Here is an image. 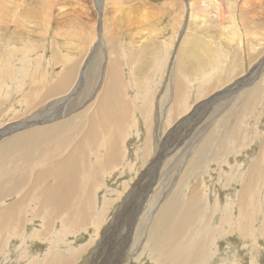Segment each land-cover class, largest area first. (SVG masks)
<instances>
[{
  "label": "rangeland",
  "instance_id": "374dc122",
  "mask_svg": "<svg viewBox=\"0 0 264 264\" xmlns=\"http://www.w3.org/2000/svg\"><path fill=\"white\" fill-rule=\"evenodd\" d=\"M49 2L0 0V167L19 149L24 155L16 158L15 180L0 174V212L38 176L41 188L44 177L55 178L64 192L73 186L79 200L71 197L69 204L80 206L77 212L62 206L55 220L47 214L57 203L42 204L40 218L37 195L30 194L33 200L23 205L28 213L11 221L24 224L25 236L9 241L0 264L27 263L16 260L23 240L29 259L47 263L56 238L54 251L67 264H164L176 248L183 264H264V0ZM110 85L118 106L110 104L107 113L114 117L124 99L127 117L116 137H103L98 120L106 109L97 104ZM53 102L51 111L62 106L59 117L34 118L32 126L9 131ZM66 126L73 127L71 138ZM109 140L115 144L108 155ZM72 170L78 181L71 186ZM177 192L181 197L170 199ZM240 193L248 200L240 201L244 213L235 226ZM198 196L201 203L190 202ZM178 198L190 211L198 205L199 213L193 224L186 217L170 231L180 239L163 237L171 249L158 250L147 235L151 228L169 230L164 225L179 213ZM169 199L161 222L159 209ZM43 224L52 234L31 239Z\"/></svg>",
  "mask_w": 264,
  "mask_h": 264
},
{
  "label": "bare ground",
  "instance_id": "6f19581e",
  "mask_svg": "<svg viewBox=\"0 0 264 264\" xmlns=\"http://www.w3.org/2000/svg\"><path fill=\"white\" fill-rule=\"evenodd\" d=\"M218 2H221V0H217ZM105 2V0H103V3ZM125 2V1H124ZM45 3L46 4H51V2H49V0H45ZM48 6V5H47ZM53 6V5H52ZM220 6H221V4H220ZM8 8V7H7ZM53 10V9H52ZM51 10V11H52ZM219 10L221 11V12H223L222 11V8H219ZM7 14V13H6ZM22 16V15H21ZM16 25V24H15ZM17 26H20L19 25V23L17 24ZM85 70V69H84ZM84 72V71H83ZM83 72H82V74H83ZM83 75H81V77H82ZM112 76V74H110V77ZM242 83H244V81L242 82ZM241 84H239L238 86H240ZM78 87L77 86H75L74 87V89L72 90V91H75L76 89H77ZM112 88V86L110 85L109 86V88L107 89V91L108 92H106L105 93V95L99 100V102H98V104H97V108H99V107H102V112H103V110L104 109H106V112L104 113V114H102V116L100 117V119L98 120L99 122V125H101L102 127H103V129H104V131L102 130V129H100L101 131L100 132H98V133H101L102 135H103V137L105 136V135H112V136H117V133L120 131V129L122 128V124H123V122L125 121V119H126V117H127V107H126V105H125V100L124 99H122L121 100V103H120V106L118 107V109H117V113H116V115L113 117L112 116V114L111 113H107V110H108V108H109V106H110V104L112 105V106H114V107H116V106H118V101L116 100V99H114V101H112V103H111V97H112V95H113V97L114 98H117L118 97V93H114V94H112L113 93V90L111 89ZM78 92V91H77ZM110 93V95H108ZM107 96V101L106 100H104L105 99V97ZM249 98H251V97H249ZM250 100V99H249ZM61 103H63L62 101L60 102V104ZM53 104H54V102L53 103H51V104H49L50 106L48 107V108H46L42 113L40 112V114H36V115H34L33 117H31V118H29V119H26L24 122H21V123H18L17 125H14L13 127H11V128H9V131L10 130H12L13 128H14V130L15 131H17V129H15L16 127H23V128H27V126H32V124H33V121H35L34 120V118L36 119V120H42V122H45V118H55V117H59L61 114H62V112H63V109H62V106L59 108V109H57V110H55V111H51V108H52V106H53ZM244 105V104H243ZM143 108H144V105H143ZM76 115V114H75ZM81 116H83V115H81ZM239 116V115H238ZM85 117V116H84ZM72 118V117H71ZM77 118V117H76ZM94 119H95V117H93ZM93 118H90V119H87V120H89V121H91L92 122V120H93ZM236 118V117H235ZM75 120V119H74ZM73 120V121H74ZM241 120V119H240ZM72 121V122H73ZM88 121V122H89ZM71 122V121H70ZM81 122V121H80ZM74 123V122H73ZM77 123V122H76ZM90 123V122H89ZM127 123V122H126ZM129 123V122H128ZM233 124V123H232ZM77 125V124H76ZM90 125V124H89ZM89 125H87L86 124V126H89ZM95 125V124H94ZM98 125V126H99ZM240 125V124H239ZM86 126H85V128H86ZM91 126V125H90ZM96 126V125H95ZM77 128H78V125L76 126ZM94 127V126H93ZM97 127V126H96ZM127 127V126H126ZM6 128H8V127H6ZM66 132H65V134H69L70 135V138L72 137V134H73V127H71V126H66ZM91 129V128H90ZM94 129H95V127H94ZM86 130V129H85ZM85 130H84V132H85ZM96 130H97V128H96ZM240 130V129H239ZM81 131H82V129H81ZM80 131V132H81ZM89 131V130H88ZM99 131V130H98ZM229 131V130H228ZM232 131V130H231ZM5 132V131H4ZM7 132V131H6ZM90 132V131H89ZM91 132H93V130H91ZM96 132V131H95ZM122 132V131H121ZM25 133H26V131H25ZM78 133V132H77ZM86 133H88L87 131H86ZM228 133H230V132H228ZM236 133V132H235ZM9 134V133H8ZM24 134V133H23ZM23 134H21V135H23ZM237 134H238V132H237ZM237 134H235V135H237ZM20 135V134H19ZM52 135V134H51ZM77 135V134H76ZM86 135V134H85ZM90 135V134H89ZM88 135V136H89ZM95 135V134H94ZM96 135H97V133H96ZM4 136V135H3ZM35 136H37V135H35ZM78 136V135H77ZM238 136H239V134H238ZM18 137V135L14 138V139H16ZM33 137V136H32ZM40 137V136H39ZM38 137V138H39ZM42 137V136H41ZM50 137V136H49ZM52 137V136H51ZM56 137V136H55ZM245 137V136H244ZM36 138V137H35ZM45 138V137H44ZM57 138V137H56ZM60 138H63V141L62 142H65V141H67L68 139H70V138H64V137H60ZM74 138V137H73ZM86 138H88V137H86ZM19 139V138H18ZM37 139V138H36ZM49 139V138H48ZM47 139V141H49ZM81 139V138H80ZM92 139V138H91ZM246 139V138H245ZM17 140V139H16ZM34 140V139H33ZM41 139H39V141H40ZM46 140V139H45ZM58 140H59V138H58ZM58 140H57V143H58ZM84 140V139H83ZM94 140V139H93ZM25 141V140H24ZM81 141V140H80ZM21 142H22V140H21ZM31 142V141H30ZM37 142V141H36ZM45 141H43V143H44ZM71 142V141H70ZM78 142H79V140H78ZM82 142V141H81ZM86 142V141H85ZM231 143H234L235 144V142L234 141H230ZM28 143V140H27V142H26V144ZM40 143V142H39ZM47 142H45V144H46ZM24 144V143H23ZM22 144V145H23ZM29 144V143H28ZM34 144V143H33ZM41 144L42 143H40V146H41ZM60 144V143H59ZM79 145H81V146H84V144L82 143V144H80V143H78ZM93 144V143H92ZM113 144H115V142L114 141H112V140H109L108 141V143H107V145H105V147L104 148H106V153H107V151H111L113 148H112V146H113ZM76 146H77V144H75ZM87 145V144H86ZM32 146V145H31ZM45 146V145H44ZM116 146V148H117V145H115ZM2 147V146H1ZM27 147V146H26ZM33 147H36V146H33ZM45 147H47V146H45ZM52 148H53V146H51ZM62 147V146H61ZM71 147V146H70ZM90 147H92V146H90ZM228 147V146H227ZM27 148H29L30 150H31V148L28 146ZM64 148H65V146H64ZM73 148V147H72ZM160 148V147H159ZM26 149V148H25ZM46 149V148H45ZM50 149V148H49ZM120 149V148H119ZM17 150V149H16ZM37 150H38V148H37ZM48 150V149H47ZM61 150H62V148H61ZM72 150V149H71ZM77 150V149H76ZM75 150V151H76ZM93 150H95V149H93ZM29 151V150H28ZM42 151V150H41ZM40 151V152H41ZM74 151V152H75ZM81 151H83V150H81ZM114 151H115V149H114ZM114 151H113V153H114ZM30 152V151H29ZM78 152V151H77ZM80 152V151H79ZM83 152H85V151H83ZM91 152V151H90ZM11 153H13V152H11ZM19 154L18 155H16L15 157H13L12 156V158H11V160L9 161V163H8V165L7 166H3L2 168L0 167V174H2L1 172H6L5 173V176H10V177H12L13 178V180H15V178L17 177V175H16V173H17V168H16V165H18L17 164V162L18 161H20V160H18V159H16V158H19V156L20 155H23V151L21 150V149H19V152H18ZM72 153H73V151H72ZM82 153V152H81ZM87 153V152H86ZM117 153V152H116ZM10 154V153H9ZM29 154V153H28ZM27 154V155H28ZM50 154V153H49ZM53 154V153H52ZM55 154V153H54ZM75 154V153H74ZM83 154V153H82ZM108 154V153H107ZM119 154V158H120V152L118 153ZM15 155V154H14ZM69 155H71V154H69ZM109 155V154H108ZM11 156V155H10ZM9 155H8V157H10ZM48 156H51V155H48ZM58 156H59V154H58ZM74 156H76V155H74ZM116 156V155H115ZM262 156V155H261ZM23 158H24V155L22 156ZM27 157H29V159H30V156L28 155ZM33 157V160L32 161H34V156H32ZM47 157V156H46ZM60 157V156H59ZM58 157V158H59ZM70 157V156H69ZM73 157V156H72ZM85 157V156H84ZM109 157V156H108ZM260 157V156H259ZM39 158V157H38ZM38 158H36V159H38ZM54 158H56V157H54ZM75 158H77V157H75ZM110 158V157H109ZM263 158V157H262ZM21 159V158H20ZM28 159V158H27ZM50 159H52V158H50ZM86 159V158H85ZM207 159V158H206ZM264 159V158H263ZM4 160V159H3ZM2 160V161H3ZM75 160H81V157H79V159L77 158V159H75ZM88 160V159H87ZM113 160V159H112ZM111 159H109L108 161L107 160H103L102 162H106V163H110V164H114V161H112ZM24 161H26L25 159H24ZM41 161V160H40ZM48 161V160H47ZM62 161H63V159H62ZM81 161H83V160H81ZM86 161V160H85ZM84 161V162H85ZM21 162V161H20ZM23 162V161H22ZM29 162V161H28ZM31 162V161H30ZM50 162V161H49ZM57 162V161H56ZM58 162H59V160H58ZM70 162V161H69ZM72 162V161H71ZM84 162H83V164H84ZM65 163H66V161H65ZM86 163H88V162H86ZM1 164H3V162H1ZM30 164V163H29ZM38 164H39V162H38ZM41 164V163H40ZM48 164V163H47ZM59 164H61V163H59ZM73 164H74V162H73ZM56 165V164H55ZM58 165V164H57ZM90 165V164H89ZM20 166H22V165H20ZM19 166V167H20ZM29 166V165H28ZM48 166H49V164H48ZM59 166V165H58ZM61 166V165H60ZM59 166V167H60ZM71 165H69V168H68V171H69V169L71 168L70 167ZM88 166V165H87ZM50 167V166H49ZM74 167V166H73ZM89 167V166H88ZM101 167V166H100ZM195 167V166H194ZM21 168V167H20ZM24 168V167H23ZM52 168V170H53V166L51 167ZM56 168V167H55ZM65 168H66V166H65ZM97 168V167H96ZM95 168V169H96ZM60 169V168H59ZM79 169V168H78ZM81 169L83 170V165H81ZM19 170V169H18ZM21 170V169H20ZM48 170H50V169H48ZM54 170H56V169H54ZM79 171V170H78ZM54 173H55V171H53ZM22 173V172H21ZM38 173V172H37ZM74 173H75V170H72L69 174L71 175V177H69L68 175V177H66V180H67V182H68V184L70 183V185L72 186V185H74L77 181H75V178L74 177H76L75 175H74ZM16 175V176H15ZM24 175V174H23ZM37 175V174H36ZM54 175V174H53ZM52 175V176H53ZM57 176L59 175V174H56ZM8 176V177H9ZM44 176V175H43ZM60 176V175H59ZM19 177V176H18ZM255 177V176H254ZM42 178V177H41ZM41 178L39 179V176H38V178H36L35 179V181H34V186H30L29 185V187L28 188H26L25 187V191L22 193V191H19V198H18V201H16L15 203H13V204H10V206H8V208H7V210L5 211V210H2L1 212H0V253L1 252H4L5 251V249L8 247V245L5 243V239H9V240H12L13 238H18V239H20V238H22L23 239V237L25 236V233H26V229L25 228H23V227H19V226H22V224L20 223V224H18V225H16L18 222H16L15 224H12L11 223V221H16L18 218H19V216L22 214V213H24L25 215L28 213V211H27V207H28V204H27V206H23V205H25L24 204V202L26 201V200H28V202L30 201L31 202V200H33L32 198H31V196H30V194H34V195H32V197H36V195H37V198H38V200H39V202H38V204H37V207L39 206V208H36L35 209V216L37 215V216H40V218H41V215L43 214H40V210H42L44 207H40V206H43L42 204H44V205H48L49 204V202H53V203H57V205L59 206V207H57V209L56 210H54L55 211V215L54 214H52L50 211V213H48L47 215L49 216V217H52V218H55V220H56V218H58L59 217V214H60V212L62 211L63 212V209H62V206H64L65 207V210H66V212L67 211H69V210H73V208H75V207H78V206H80V202L78 203V204H76V205H74L75 204V202H74V204L72 203V205L71 204H69V198H71V197H73V198H76V199H78L79 200V194H78V192L73 188V186H72V188H71V190H69V191H65L64 192V190H63V188H62V184L59 182V181H57V180H55V178L53 179V180H50V178L49 177H44V179H42L43 181H42V184H43V182H44V184L46 185V186H44V187H40L41 185H39V183L41 184ZM5 179H9V178H5ZM20 179V178H19ZM24 179H27L26 177H24ZM12 180V181H13ZM10 183V182H9ZM66 184V183H65ZM242 184V192L243 193H245L246 194V191H245V188L247 187L246 185H245V179L243 180V182L241 183ZM9 185H11V184H9ZM70 185H68V186H70ZM75 185H77V184H75ZM14 186V185H13ZM43 186V185H42ZM66 186V185H65ZM64 186V187H65ZM67 186V187H68ZM246 186V187H245ZM11 187V186H10ZM66 188V187H65ZM64 188V189H65ZM83 188H85V187H83ZM179 188V187H178ZM3 189V188H2ZM15 189V188H14ZM87 190V189H86ZM14 192V191H13ZM87 192V194H89L90 192H91V189L89 190V191H86ZM7 193H9V192H7ZM64 195V197H63V195ZM6 196H8V195H6ZM178 196H180L179 195V193L177 192L176 193V195L175 194H173L172 196H171V198L170 199H172L173 197H178ZM240 196L241 197H245V195H243L242 193H240ZM13 197V196H12ZM181 197V196H180ZM239 197V195L237 196V198ZM3 198V197H2ZM30 198V199H29ZM5 199H7V198H5ZM170 199L164 204V205H162L161 207H160V209H159V214H158V217L157 218H159L160 219V221L161 222H163V219L161 220V215H162V212L164 213V212H166L167 210H166V208L168 207V202L170 201ZM239 201H238V204L240 205L239 206V208H240V213H239V216H238V219L236 220V222H235V226H238L240 223H239V218H241L242 216H243V210H242V208H241V205L242 204H240V201L241 200H244V202H246V200H248V199H246V197L245 198H241V199H238ZM37 200H35V202H36ZM184 201V200H183ZM183 201H181V198H178L177 199V202H176V208H177V210L179 211V213H177V214H175V215H173V216H168V219L170 220V221H172L173 220V222H172V225H171V223L170 224H167V225H164V229H169V230H167V231H160V232H156V230H153L152 228L149 230V234L147 235V239H148V241H147V243H149L150 242V244H152L154 241H153V239L151 240V241H149V239L150 238H155L156 240H157V242H156V247H157V249L159 250L160 248H161V246L162 247H164L165 249H168L169 247H170V245L172 246L173 244H171V243H166L164 240H163V237L164 236H172V235H175L177 238H181L180 237V234L181 233H179V234H172L170 231L171 230H173V229H177V228H180L181 227V225H182V223L186 220V221H188L187 220V218L186 217H192V220H191V218H190V220H191V222H192V224L195 222V219H194V215H195V213H196V211L198 210V213H199V209H197V207H198V205H192V204H190L189 206H191L190 208H191V211L189 210V209H187L186 207H184V203L182 204V202ZM189 201V200H188ZM192 201H196L197 203H201L202 201L200 200V198H199V196L198 197H196L195 199H193V200H190V202H192ZM29 202V203H30ZM187 202V201H186ZM187 204V203H186ZM50 205V204H49ZM173 205V204H172ZM175 205V204H174ZM188 205V204H187ZM5 206V205H4ZM4 206H3V208H4ZM52 206V205H51ZM50 206V207H51ZM172 207V206H171ZM2 208V209H3ZM49 208V207H48ZM52 208V207H51ZM173 208V207H172ZM175 208V209H176ZM6 209V208H5ZM46 211H47V209H45ZM52 210V209H51ZM173 210V209H172ZM171 210V211H172ZM5 211V212H4ZM73 211H75V212H77L78 210H73ZM4 212V213H3ZM43 212V211H42ZM173 212V211H172ZM167 214V213H166ZM165 214V215H166ZM23 215V214H22ZM31 215V214H30ZM34 215V214H33ZM32 215V216H33ZM163 216L164 218L166 217V216ZM199 215V214H198ZM31 216V217H32ZM33 219V218H32ZM35 219V218H34ZM175 219V220H174ZM19 220V219H18ZM23 220V219H22ZM185 221V222H186ZM48 222H49V220H48ZM27 223V222H26ZM25 223V224H26ZM46 223V222H45ZM189 223H190V221H189ZM245 223V222H244ZM47 224V223H46ZM161 224V223H160ZM160 224H158L159 226H160ZM24 225V224H23ZM44 225V224H43ZM171 225V226H170ZM188 226V225H187ZM185 228V227H184ZM52 230H53V228H51V227H49V226H42V228H41V230H34L35 232H33L32 234H31V239H34V238H41V237H43L42 236V234H45L44 235V238H48L51 234H52ZM33 231V230H32ZM186 231H187V229H186ZM173 232V231H172ZM194 234V233H193ZM193 234H191V235H193ZM37 235H39V236H37ZM185 235L188 237V236H190L189 234H187L186 232H185ZM36 236V237H35ZM174 237V236H173ZM173 237H172V239H173ZM183 237V236H182ZM187 237H186V239H187ZM193 237V236H192ZM11 238V239H10ZM169 238V237H168ZM167 238V239H168ZM57 239V238H56ZM59 239V238H58ZM183 239V238H182ZM28 240V239H27ZM58 241V240H57ZM184 241V240H183ZM210 241V240H209ZM29 242V241H28ZM24 244H25V241L23 240V243L21 244V245H19V252H21L20 253V255H18V257H16L17 259V261H23V260H27V263L26 264H35V260L34 259H29V257H30V255H29V252L27 251V248L26 247H24ZM175 245H178L177 243H175ZM197 245V244H196ZM28 246H30V245H28ZM154 246V245H153ZM179 246H183V244H182V241H181V243L179 244ZM198 246V245H197ZM23 247V249H21V248ZM156 249V248H155ZM170 249H171V247H170ZM177 250H178V248H176L174 251V253L169 257L170 258V260H168L167 261V263L165 262L164 264H174V259H175V261L177 260V263L178 264H183L182 262H183V259H182V261L179 263V261H178V259H177V255H176V252H177ZM195 250V249H194ZM55 251H56V248H55ZM55 251H54V248H51V249H49L48 251H47V254H46V256H45V259L47 260V263L44 261V258H43V260H42V262H40V264H44V262L46 263V264H67V261H65V258H63V259H60V257H59V253L57 254V253H55ZM154 251V255H153V253L151 254L152 255V257H157V253H156V251L154 250V248L152 247V252ZM162 253V252H161ZM185 254V253H184ZM193 254H195V252L193 253ZM180 255V254H179ZM183 255V254H182ZM186 255H188V254H186ZM189 255H190V253H189ZM64 256V255H63ZM192 256V255H191ZM182 257V256H181ZM159 259V258H158ZM194 259V258H193ZM181 260V259H180ZM185 260H186V258H185ZM189 260V258H187V261ZM199 260V259H198ZM193 261H196V260H193ZM6 262V261H5ZM177 263H175V264H177ZM2 264H4L3 262H2ZM159 264H161V263H159ZM189 264H191L190 262H189Z\"/></svg>",
  "mask_w": 264,
  "mask_h": 264
},
{
  "label": "crops",
  "instance_id": "0c3cea01",
  "mask_svg": "<svg viewBox=\"0 0 264 264\" xmlns=\"http://www.w3.org/2000/svg\"><path fill=\"white\" fill-rule=\"evenodd\" d=\"M9 241H10L9 239H5V243H6L7 245H8V243H9ZM55 241H56V243H57V239H56ZM56 243H53V242H52L51 245L49 244V248H48V250L51 249V248H54V246H55ZM48 250H47V251H48Z\"/></svg>",
  "mask_w": 264,
  "mask_h": 264
}]
</instances>
